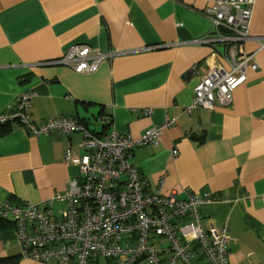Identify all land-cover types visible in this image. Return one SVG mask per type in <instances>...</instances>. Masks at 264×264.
Segmentation results:
<instances>
[{
  "label": "crops",
  "instance_id": "obj_1",
  "mask_svg": "<svg viewBox=\"0 0 264 264\" xmlns=\"http://www.w3.org/2000/svg\"><path fill=\"white\" fill-rule=\"evenodd\" d=\"M209 3L0 0V111L28 90L33 122L75 117L93 132L111 126L134 139L174 116L157 145L132 149L130 163L152 191L162 177L164 192L217 198L199 210L204 223L227 226L228 264H264V47L246 42L258 67L248 68L228 105L187 111L204 70L224 61L211 47L191 42L211 29L204 12ZM249 34L264 37V0H255ZM73 44L116 54L90 73L39 64ZM82 139L80 131L33 136L16 122L0 123V201L40 203L63 192L79 174L63 163V152L82 154ZM8 254L21 255L14 227L0 230V256ZM194 260L208 264L199 250ZM19 264L36 263L21 255Z\"/></svg>",
  "mask_w": 264,
  "mask_h": 264
},
{
  "label": "built area",
  "instance_id": "obj_2",
  "mask_svg": "<svg viewBox=\"0 0 264 264\" xmlns=\"http://www.w3.org/2000/svg\"><path fill=\"white\" fill-rule=\"evenodd\" d=\"M254 3L210 0L204 9L211 29L191 42L211 47L224 61L204 70L193 85L187 111L228 105L233 91L246 81L248 68L257 69L255 52L245 49L249 40L264 47V37L249 34ZM111 55L73 44L60 57L39 64L90 73ZM31 97V91L21 92L11 109L0 111V123L16 122L33 136L80 131L84 152L73 155L70 148L64 150L63 163L77 166L79 174L67 180L63 192L40 203L0 201V216L14 223L23 257L36 264H89L100 258L116 264H196L199 250L208 264H228L227 226L218 229L204 223L199 210L218 199L207 192L184 190L183 197L175 190L164 192L162 177L152 191L148 179L129 161L135 147L157 145L164 130L175 124L174 116L134 139L111 126L103 133L93 132L75 117L33 122ZM144 112L150 114L151 109ZM58 203L63 206L56 211Z\"/></svg>",
  "mask_w": 264,
  "mask_h": 264
},
{
  "label": "trees",
  "instance_id": "obj_3",
  "mask_svg": "<svg viewBox=\"0 0 264 264\" xmlns=\"http://www.w3.org/2000/svg\"><path fill=\"white\" fill-rule=\"evenodd\" d=\"M105 125H108V123H106ZM10 227H15L14 223L11 222L9 219L0 216V230H5ZM20 257V254H8L0 256V264H19ZM109 261L112 262L111 264H116L112 260ZM89 264H97V260H94Z\"/></svg>",
  "mask_w": 264,
  "mask_h": 264
},
{
  "label": "rangeland",
  "instance_id": "obj_4",
  "mask_svg": "<svg viewBox=\"0 0 264 264\" xmlns=\"http://www.w3.org/2000/svg\"><path fill=\"white\" fill-rule=\"evenodd\" d=\"M63 205L62 204H56L55 205V210L57 211L58 209H60ZM92 260L89 261V263H91ZM112 262L109 261V260H106L105 258H100V259H97V264H111Z\"/></svg>",
  "mask_w": 264,
  "mask_h": 264
},
{
  "label": "water",
  "instance_id": "obj_5",
  "mask_svg": "<svg viewBox=\"0 0 264 264\" xmlns=\"http://www.w3.org/2000/svg\"><path fill=\"white\" fill-rule=\"evenodd\" d=\"M194 73V70L193 69H190L187 73H186V79L190 78L191 77V74ZM263 203V200L262 199H257L256 200V204L257 205H262Z\"/></svg>",
  "mask_w": 264,
  "mask_h": 264
}]
</instances>
